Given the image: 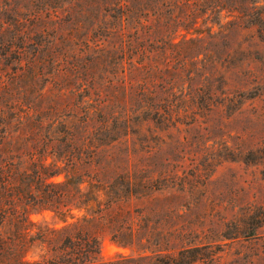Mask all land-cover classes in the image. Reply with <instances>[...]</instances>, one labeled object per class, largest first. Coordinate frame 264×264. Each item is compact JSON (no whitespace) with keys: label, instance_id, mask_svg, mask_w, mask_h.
Here are the masks:
<instances>
[{"label":"rangeland","instance_id":"1","mask_svg":"<svg viewBox=\"0 0 264 264\" xmlns=\"http://www.w3.org/2000/svg\"><path fill=\"white\" fill-rule=\"evenodd\" d=\"M254 1L264 21V0H0V162L94 184L104 261L264 264V24L237 11ZM17 206L55 227L85 213Z\"/></svg>","mask_w":264,"mask_h":264},{"label":"trees","instance_id":"2","mask_svg":"<svg viewBox=\"0 0 264 264\" xmlns=\"http://www.w3.org/2000/svg\"><path fill=\"white\" fill-rule=\"evenodd\" d=\"M256 2H253L252 7L237 10L239 14L242 13L246 28L250 26L258 28L264 24V21L260 20L262 12L256 8ZM212 10L217 15H221L222 11H230L223 4H216ZM193 14L190 10L183 21L188 22L194 18L195 24L197 16ZM256 14L257 17H254ZM210 32L211 27L208 30V33ZM144 53L145 50L142 56L147 57ZM141 69L146 70L145 77L161 70L148 69L146 65H142ZM155 81L162 89H166L168 87L166 85L172 83L162 76H158ZM149 82L154 80L142 77V97L155 95L147 86ZM78 121L87 126V117ZM103 125L105 127V124ZM40 127L43 125L40 124ZM34 154L35 152L31 156ZM48 175L53 174L46 172L42 163L38 169L30 171L20 170L13 162H0V264H191L197 259L193 255H187L190 249L182 248L178 249L176 254L137 256L119 254L114 260H102L100 234L106 225V203L102 207L98 200L99 195L93 190L96 186L90 184V189L84 192L80 188V181L73 177L66 176L65 180L60 182H47ZM31 177L39 183L32 189L28 183L32 181ZM26 186L29 189H26ZM124 191L127 195L136 194L135 183L129 181L124 185ZM104 195L106 196V192ZM26 200L32 201L40 210H50L54 216L63 220L68 216L73 218L74 209L84 210L85 213L73 223L55 227L44 221L30 220L27 211L17 206V203ZM126 228L132 232L131 225ZM118 243L123 247L127 245Z\"/></svg>","mask_w":264,"mask_h":264}]
</instances>
